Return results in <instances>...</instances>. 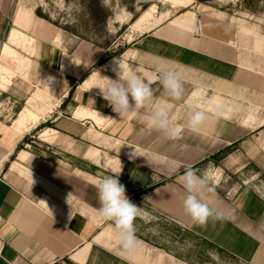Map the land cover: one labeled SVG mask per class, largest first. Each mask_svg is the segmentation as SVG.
<instances>
[{"label":"crops","instance_id":"obj_1","mask_svg":"<svg viewBox=\"0 0 264 264\" xmlns=\"http://www.w3.org/2000/svg\"><path fill=\"white\" fill-rule=\"evenodd\" d=\"M0 37L3 46L15 38L14 53L15 46L30 47L27 60L46 85L33 100L34 114L26 108L13 129L0 121V264H191L140 239L135 253L119 249L112 223L100 219V204L91 196L113 173L129 199L241 264H264V0L256 10L234 14L187 7L134 37L100 67L105 47L64 35L4 0ZM116 61L125 74L138 70L153 89L159 88L160 66L178 70L183 100L157 91L153 105L121 118L103 98L107 81L97 75L117 79ZM24 76L34 77H5L0 96H14V82L24 83ZM49 77L55 78L50 86ZM209 100L225 105V117L191 131L189 107L207 110ZM161 106L181 126V138L168 139L152 125L151 113ZM39 124L33 151L18 149L23 131ZM225 149L230 152L214 164L211 157ZM202 164L207 173L214 171L208 180L215 193L200 196L226 212L225 219L205 226L184 213L180 179L187 167L200 175Z\"/></svg>","mask_w":264,"mask_h":264},{"label":"rangeland","instance_id":"obj_2","mask_svg":"<svg viewBox=\"0 0 264 264\" xmlns=\"http://www.w3.org/2000/svg\"><path fill=\"white\" fill-rule=\"evenodd\" d=\"M4 2L11 3L12 7L15 5L18 9L31 10L35 16L38 10L46 19H43L44 21L58 28L64 35L105 47L106 57L99 62V67L109 58L117 56L134 37L179 14L187 7L215 8L231 14L240 12L243 8L250 10L258 8V0H4ZM131 25L135 30L130 28ZM4 41L5 39L0 37V88L4 89L5 77L9 81L11 77L18 79L16 75L31 73L34 76L30 78L29 75L24 76V83L14 82L17 84L14 96L9 95L7 99L4 95L0 96V121L13 129L26 108L34 114L33 111H36L37 107L33 100L43 96L46 85L38 80L36 74L40 72L27 60L30 47L15 46L14 50L18 53L16 55L12 49L15 38L10 39L11 44L3 46ZM13 56L15 58H12ZM9 58L11 61H8ZM27 96L30 98L32 96L31 100L24 101ZM41 125L23 131L25 136L20 147L33 151L32 142L38 143L37 136L43 130L40 129ZM221 159V154L217 155L214 164ZM206 168V165L202 164L198 172L209 178L210 173L213 175L214 171L207 173ZM202 171L204 173H201ZM239 179L243 180V176L242 179L240 177L227 185L236 184ZM257 182L255 179L252 184L255 185ZM226 188L227 186H221L222 191ZM91 196L94 204L99 203L97 190H94ZM130 200L140 209L134 221L138 239L162 248L191 264H241L164 216L151 211L137 198Z\"/></svg>","mask_w":264,"mask_h":264},{"label":"clouds","instance_id":"obj_3","mask_svg":"<svg viewBox=\"0 0 264 264\" xmlns=\"http://www.w3.org/2000/svg\"><path fill=\"white\" fill-rule=\"evenodd\" d=\"M196 31L198 28L193 27V32ZM157 71L159 82L157 89H153V82L145 79L136 69H133L130 74H125L123 65L120 64L116 70L117 79L115 80L102 77L98 71L97 75L107 81L106 88L102 91L103 98L121 118L135 115L153 105L157 98L155 96L157 91L171 101L183 100L186 90L181 73L167 66H160ZM54 80V77H49L46 80L48 86ZM225 115V105L209 100L207 110L197 108L195 105L189 107L187 124L191 131L198 132L210 119H220ZM151 123L168 139L176 140L182 136L181 126L174 122L166 106L157 107L152 111ZM113 174L115 175L103 177L97 185L100 204L97 213L101 220L112 223L119 249L132 254L141 246V241L135 234L134 224L140 209L126 196L125 186L118 179L119 174ZM180 179L186 192L182 201L183 210L195 224L205 226L209 220L226 218L225 210L213 207L200 196L202 191L215 193V186L210 185L206 176L198 175L196 170L187 167Z\"/></svg>","mask_w":264,"mask_h":264},{"label":"trees","instance_id":"obj_4","mask_svg":"<svg viewBox=\"0 0 264 264\" xmlns=\"http://www.w3.org/2000/svg\"><path fill=\"white\" fill-rule=\"evenodd\" d=\"M35 14H36V16L37 17H39V18H42V19H45L44 18V16L40 13V11H36L35 12ZM46 20V19H45ZM48 126V125H47ZM19 148H21V147H19L18 146V149ZM230 152V149H225L224 151H222L220 154H221V158H223L227 153H229ZM217 158V156H215V157H211V160H215ZM216 161V160H215ZM193 169H195V167L193 168ZM208 244H210V243H208ZM211 246H213L212 244H210ZM214 247V246H213ZM216 248V247H215ZM217 249V248H216ZM219 250V249H218ZM220 252H222L221 250H219Z\"/></svg>","mask_w":264,"mask_h":264},{"label":"bare ground","instance_id":"obj_5","mask_svg":"<svg viewBox=\"0 0 264 264\" xmlns=\"http://www.w3.org/2000/svg\"><path fill=\"white\" fill-rule=\"evenodd\" d=\"M115 13H116V11H115ZM118 14H119V13H118ZM117 16H118V15H117ZM41 137H42V139H46L44 134H43Z\"/></svg>","mask_w":264,"mask_h":264}]
</instances>
